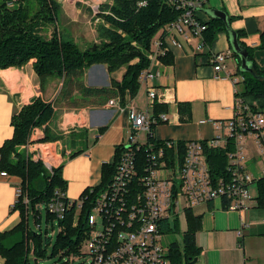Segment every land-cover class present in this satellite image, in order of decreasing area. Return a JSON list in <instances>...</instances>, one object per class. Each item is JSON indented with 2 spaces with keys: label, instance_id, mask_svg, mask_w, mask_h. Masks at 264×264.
Returning a JSON list of instances; mask_svg holds the SVG:
<instances>
[{
  "label": "crops",
  "instance_id": "0c3cea01",
  "mask_svg": "<svg viewBox=\"0 0 264 264\" xmlns=\"http://www.w3.org/2000/svg\"><path fill=\"white\" fill-rule=\"evenodd\" d=\"M205 8L221 9L227 14L230 27L241 32V39L253 49L254 63L264 69V49L257 48L264 30V0H205L203 9L196 14L206 22L212 16ZM59 11L57 25L64 36L84 48L99 43L98 26L102 23H95L89 6L65 0L60 2ZM164 43L171 62L160 59L150 66L153 72L159 73L153 80L156 92L162 95L158 103L167 112L168 121L154 127V137L186 142L205 140L221 133L224 129L217 124L233 115L235 92L232 78L224 76V71L214 70L211 55L231 49L229 35L220 30L207 45L203 36L184 39L169 33L164 36ZM225 64L226 72H238L240 63L234 54ZM125 71V66L110 72L105 64H91L84 72L85 84L90 88H107L114 94L110 91L102 103L72 107L60 102L61 80L51 79L41 88L32 61L0 69V146L12 136L11 117L23 105L37 96L51 102L52 116L32 130L30 141L21 148L34 161L37 155L44 158L48 169L62 163V178L67 182L65 196L78 199L85 188L101 182V166L113 161L115 148L127 140V107H148L142 85L133 97L125 91L122 99L113 88L111 80L119 82ZM112 97L119 98L123 106L120 110L107 104ZM246 99L256 106L264 104L253 97ZM44 136L48 139H43ZM241 144L244 166L255 177L248 186L252 195L250 208L225 209L223 201L215 199L192 210L200 215L201 222L194 235L200 250L195 264H264V207L258 206L257 201V180L264 176V149L258 146L252 134L246 135ZM82 148V152L71 156L70 153ZM19 187L17 175L0 176V232L8 231L20 221V212L13 208ZM0 264H5L1 255Z\"/></svg>",
  "mask_w": 264,
  "mask_h": 264
},
{
  "label": "trees",
  "instance_id": "16d2710c",
  "mask_svg": "<svg viewBox=\"0 0 264 264\" xmlns=\"http://www.w3.org/2000/svg\"><path fill=\"white\" fill-rule=\"evenodd\" d=\"M138 1L140 0H111V3L100 6V10H108L111 14L101 13L104 22L98 26L97 37L100 41L91 49L80 47L76 40L64 36L61 29H58L56 23L60 4L57 0H20L13 7L8 6L6 0H0V69L7 66L19 67L32 61L41 88H45L51 79L61 80L60 102L77 107L91 102L102 103L103 97L110 95V91L114 94V91L107 88L88 87L84 82L86 68L93 63H102L112 72L125 66L126 71L121 80L111 81L121 99L124 98L125 91L133 97L140 86L138 76L149 65L147 54L152 50L153 41L163 36L161 29L181 12L165 0H146V5L140 7L137 6ZM205 23L206 27L201 35L207 45L213 41L218 31H226L224 21L218 17H211ZM48 24H54L50 35L46 33ZM236 32L240 42L248 50V58L252 63V72H242L238 67V72L244 78L240 87L241 95L245 99L249 96L264 101V69H259L254 63L253 49L241 39L242 33ZM257 48L264 49V30L260 33ZM233 54L239 63L238 56L234 52ZM168 57L167 51L160 59L169 63L171 59ZM256 108L264 112V104L257 105ZM153 109L156 113L164 111L158 102L154 103ZM52 110L51 102H44L38 96L31 103L23 105L11 117L12 136L0 146V170L20 178V193L13 204V208L20 212V221L8 231L0 232V255L4 257L5 264H29L28 253L31 247L35 259L46 255L41 231H32L28 221L31 208L35 215L38 214L36 224L40 222L41 214L35 209L40 203L45 205L47 221L57 218L60 225L52 253H78L89 230L87 216L94 200L108 186L116 169L121 145L115 148L113 161L101 166V182L81 192L79 196L83 201L79 208L75 200L69 204L68 197L65 196V212L62 217L48 211V204L55 191L65 192L67 186L62 178V163L48 169L42 161H34L25 155L21 146L30 141L29 137L36 126L49 120ZM43 139H48V136ZM178 148L184 152L183 142L179 141ZM232 148L230 144L228 149ZM83 150L84 148L78 149L70 154L73 157ZM137 152L138 161H142L143 149ZM205 158L211 177H229L227 150L207 148ZM257 188L258 206L264 207V176L257 180ZM185 222L187 228L181 233V243L171 241L168 246L172 264H190L200 254L194 236L200 227V215L187 209ZM179 227V219L175 216L163 222L162 232L176 233ZM44 240L49 242L45 236Z\"/></svg>",
  "mask_w": 264,
  "mask_h": 264
},
{
  "label": "built area",
  "instance_id": "2783aa9c",
  "mask_svg": "<svg viewBox=\"0 0 264 264\" xmlns=\"http://www.w3.org/2000/svg\"><path fill=\"white\" fill-rule=\"evenodd\" d=\"M19 1L6 0L10 7ZM57 1L60 4L65 0ZM71 1L89 6L95 23L104 22L101 13L111 14L108 10H100L103 3H111V0ZM165 1L181 12L161 29L163 36L153 41L152 50L147 54L149 65L138 76L147 94L148 107H127V140L121 143L116 169L108 186L97 194L87 216L89 230L84 238L87 246L84 253L89 256L88 264H172L169 245L166 249L162 244V225L166 219L177 216L180 221L183 216L185 220L187 209L194 210L215 199L223 201L225 209L242 211L250 208L252 195L248 186L255 177L244 166L241 141L252 134L258 146L264 149V112L241 95L239 84L244 80L243 75L225 71V61L233 55L231 49L211 55L214 70L224 71V76L232 78L235 92L233 115L217 124L224 131L205 140L183 142L184 152L179 151V140L154 137V127L167 122L168 116L165 111L156 113L153 109L162 95L156 92L153 80L159 73L153 72L150 65L159 63L160 56L167 52L164 43L166 34L174 33L189 39L192 35L202 36L206 27L205 21H201L196 14L203 9L205 0ZM145 5L146 0L137 2L139 7ZM107 104L118 110L123 107L117 97L110 98ZM139 133H144V141L138 138ZM230 144L232 149H228ZM207 148L227 150L228 178L211 177L205 158ZM142 149L143 158L138 161L137 151ZM37 156L35 160L45 165L46 160ZM7 174L0 170V176ZM19 193L18 189L17 195ZM64 199L65 192L56 190L48 204V211L62 217ZM68 201L70 204L73 199L68 198ZM75 201L79 208L83 199L79 197Z\"/></svg>",
  "mask_w": 264,
  "mask_h": 264
},
{
  "label": "rangeland",
  "instance_id": "374dc122",
  "mask_svg": "<svg viewBox=\"0 0 264 264\" xmlns=\"http://www.w3.org/2000/svg\"><path fill=\"white\" fill-rule=\"evenodd\" d=\"M58 19H60V12L58 13ZM57 25V23H56ZM58 26V29L60 30V26ZM54 28V24H48L47 25V32L48 34L51 33V31ZM47 35V34H46ZM79 45H81L79 43ZM239 87H241V84H239ZM138 138H140L141 141L145 140L144 133H139ZM37 211L41 214L40 222L36 224L35 219L37 215L32 211L30 208L29 212V227L34 232H40L42 233V243L43 246L46 248L45 250V256L35 259V255L33 254V250L31 247V251H29V264H88L89 263V256L84 253L87 251V246L85 243V240L82 241L81 246L79 248V252L75 254H61L56 253L53 254V246L56 242V236L60 230V225H58L57 218L53 219V221H47V213L45 212V205L44 204H38L35 208ZM180 229L178 232L174 233H166L163 234L162 238V244L164 248L167 249V246L170 244L171 241H178L181 243V233L187 228V223L184 220V217H180ZM44 236L48 238L49 242L46 243L44 240Z\"/></svg>",
  "mask_w": 264,
  "mask_h": 264
},
{
  "label": "water",
  "instance_id": "95a60500",
  "mask_svg": "<svg viewBox=\"0 0 264 264\" xmlns=\"http://www.w3.org/2000/svg\"><path fill=\"white\" fill-rule=\"evenodd\" d=\"M205 11L209 13L212 17L215 18L218 17L222 19V21H224L227 35H229L230 47L239 58L240 71L252 72V63L248 58V50L245 49V47L240 42L236 30L230 27L227 14L221 9H214V8H205ZM95 47H96V43H93L90 46L91 49H94ZM197 260H198V256H195L190 261V264H195Z\"/></svg>",
  "mask_w": 264,
  "mask_h": 264
}]
</instances>
